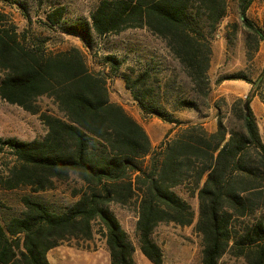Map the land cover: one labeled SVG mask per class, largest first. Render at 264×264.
<instances>
[{
    "label": "trees",
    "instance_id": "16d2710c",
    "mask_svg": "<svg viewBox=\"0 0 264 264\" xmlns=\"http://www.w3.org/2000/svg\"><path fill=\"white\" fill-rule=\"evenodd\" d=\"M235 1L244 26L264 41V30L248 17L257 0ZM228 11L229 0H100L90 20L72 22L65 32L91 45L96 38L147 29L165 40L201 88L210 68V38ZM64 17L65 8L59 7L46 19L53 28ZM5 18L0 13L1 98L38 114L37 101L49 96L64 117L41 114L48 127L42 140H0L17 159L5 176L0 174V185L8 190L27 186L38 193L74 175L84 186L62 210L26 196L21 216L5 224L0 219V264H51V249L71 239H93L96 221L105 232L111 264H136V248L109 207L133 200L141 252L152 264H164L155 230L163 223L190 226L195 221L191 204L175 191L181 185L198 192L202 264H219L225 255L264 264V141L251 98L242 129L228 132L220 120L217 131L209 133L202 124L183 122L139 100L134 90L147 74L134 85L124 76L147 114L183 127L154 149L144 127L112 101L107 78L89 69L81 50L49 53L31 47ZM113 60L117 75L120 62ZM263 79L264 73L259 82Z\"/></svg>",
    "mask_w": 264,
    "mask_h": 264
},
{
    "label": "rangeland",
    "instance_id": "374dc122",
    "mask_svg": "<svg viewBox=\"0 0 264 264\" xmlns=\"http://www.w3.org/2000/svg\"><path fill=\"white\" fill-rule=\"evenodd\" d=\"M99 3L100 0H0V13L6 16L8 25L25 36V42L31 47L35 45L49 53L72 48L81 50L89 69L107 78L112 101L123 106L144 127L154 149L160 148L169 135L173 139L183 127L167 123L158 115L147 114L127 88L124 76H128L134 85L140 74H147L146 82L134 90L139 100L183 122L202 124L209 133L217 131L220 120H223L228 132L242 129L244 104L251 98L250 107L264 141V79L259 82L264 73V41L244 26L237 1L229 0L228 14L210 38V68L207 81L201 88L173 55L165 40L147 29H129L118 35L96 38L91 45L81 37L65 32L66 26L72 22L90 20ZM59 7L65 8V17L59 26L52 28L46 17ZM248 17L258 29L264 30V0L253 4ZM109 58L120 62L117 75ZM185 102L191 106L181 107ZM37 106L40 113L33 114L0 96V140H42L48 134V127L41 114L64 117L49 96L40 98ZM16 162L12 151L8 147L3 148L0 143V174L5 176ZM83 186V182L74 175L67 181H56L53 187L38 193L27 186L8 190L0 185V219L5 224L11 218L21 216L25 211L23 199L26 196L51 209L62 210L77 200L75 192ZM175 191L191 204L195 221L190 226L163 223L155 230L153 239L162 249L164 264H202L203 238L196 231L198 192L194 193L188 185L178 186ZM109 207L136 248V264H152L140 249L136 229L137 200L125 205L113 202ZM93 231L94 244L98 245L106 238L98 221L94 222ZM86 241L71 239L67 242L86 246ZM219 264L246 262L242 258L225 255Z\"/></svg>",
    "mask_w": 264,
    "mask_h": 264
},
{
    "label": "crops",
    "instance_id": "0c3cea01",
    "mask_svg": "<svg viewBox=\"0 0 264 264\" xmlns=\"http://www.w3.org/2000/svg\"><path fill=\"white\" fill-rule=\"evenodd\" d=\"M94 241L96 240L86 241V246L62 243L48 252V260L51 264H111L106 238L98 245Z\"/></svg>",
    "mask_w": 264,
    "mask_h": 264
},
{
    "label": "water",
    "instance_id": "95a60500",
    "mask_svg": "<svg viewBox=\"0 0 264 264\" xmlns=\"http://www.w3.org/2000/svg\"><path fill=\"white\" fill-rule=\"evenodd\" d=\"M248 106H249V102H246L244 108H245V110H246L247 112H249V108H248Z\"/></svg>",
    "mask_w": 264,
    "mask_h": 264
}]
</instances>
